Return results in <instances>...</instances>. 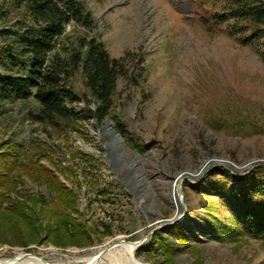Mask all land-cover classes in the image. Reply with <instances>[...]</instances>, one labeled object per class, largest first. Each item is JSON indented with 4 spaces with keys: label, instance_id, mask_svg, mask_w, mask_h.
I'll return each instance as SVG.
<instances>
[{
    "label": "rangeland",
    "instance_id": "374dc122",
    "mask_svg": "<svg viewBox=\"0 0 264 264\" xmlns=\"http://www.w3.org/2000/svg\"><path fill=\"white\" fill-rule=\"evenodd\" d=\"M80 1L92 25L70 23L62 40L95 36L110 57L122 59L112 108L101 122L53 124L35 119L33 97L0 100V157L9 152L20 161L10 176L15 191H0L9 197L3 207L20 199L31 208L26 200L38 194L49 206L54 192L29 167L46 168L75 192L78 211L71 214L88 240L13 244L0 227V259L84 264L97 249L126 240L139 243L134 255L147 264H264V240L241 223L235 231L241 205L229 194L244 189L238 179H263L252 170L264 166V34L243 42L248 31L232 17L213 30L198 19L203 11L229 14L227 0ZM1 7L0 31L29 21L23 9ZM11 40L0 32V45ZM71 84L88 94L80 71ZM73 105L93 108L94 101ZM247 200L264 204L252 189ZM32 209L44 225L39 200Z\"/></svg>",
    "mask_w": 264,
    "mask_h": 264
},
{
    "label": "trees",
    "instance_id": "16d2710c",
    "mask_svg": "<svg viewBox=\"0 0 264 264\" xmlns=\"http://www.w3.org/2000/svg\"><path fill=\"white\" fill-rule=\"evenodd\" d=\"M227 1L229 14L203 11L198 19L213 30L232 17L235 25L240 22L241 28L248 31L243 42L264 34V0ZM7 3L23 9L29 21L16 29L0 31L12 39V42L0 45V66L3 68L0 71V100L33 97L39 104V112L34 117L40 122L55 124L58 120L83 118L101 122L106 119L112 108L116 80L124 74V66L122 59L109 56L103 42L95 36H78L69 43L62 40L68 24L87 28L92 25L91 14L81 1L0 0V8ZM77 71L84 78L88 89L86 95H79L71 84ZM88 97L93 98V108H74V103L88 102ZM118 131L124 133L122 126ZM18 164L20 161L13 154L1 155L0 188L15 191L16 182L10 176ZM29 168L35 177L44 179L47 191L54 192L55 200L48 206L47 198L38 194L40 210L47 219L42 225L36 218L38 212L32 209L38 200L32 196L27 198L31 208L20 199H10V205L3 207V200L9 197L0 191V227L9 229L12 234L10 242L42 244L51 239L58 245H66L71 240L77 244L88 240L83 223L71 214L78 211L74 204L75 192L62 187L46 168L40 165ZM256 171L263 179L251 181L248 176L238 179L244 189L234 188L229 194L241 205V213L236 214L235 231L239 230L237 224L241 223L244 231L264 240V204H251L247 200L250 189L255 195L264 196V166L257 165L252 172ZM155 242L161 247L165 245L160 238Z\"/></svg>",
    "mask_w": 264,
    "mask_h": 264
},
{
    "label": "bare ground",
    "instance_id": "6f19581e",
    "mask_svg": "<svg viewBox=\"0 0 264 264\" xmlns=\"http://www.w3.org/2000/svg\"><path fill=\"white\" fill-rule=\"evenodd\" d=\"M110 133L112 134V139L114 141L115 134L111 130ZM138 244L137 241L126 240H118L108 243L105 248L97 249L95 252L85 257L83 259L85 262L84 264H97L102 260L107 261L109 264H147L136 258L134 255L135 248ZM0 262L2 264H50L44 262L41 258L27 256L4 258L0 259Z\"/></svg>",
    "mask_w": 264,
    "mask_h": 264
},
{
    "label": "water",
    "instance_id": "95a60500",
    "mask_svg": "<svg viewBox=\"0 0 264 264\" xmlns=\"http://www.w3.org/2000/svg\"><path fill=\"white\" fill-rule=\"evenodd\" d=\"M118 138H119V134L118 133H115V140H117ZM22 254H31V253L25 252V253H22ZM0 264H2V263L0 262Z\"/></svg>",
    "mask_w": 264,
    "mask_h": 264
}]
</instances>
